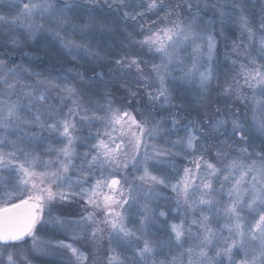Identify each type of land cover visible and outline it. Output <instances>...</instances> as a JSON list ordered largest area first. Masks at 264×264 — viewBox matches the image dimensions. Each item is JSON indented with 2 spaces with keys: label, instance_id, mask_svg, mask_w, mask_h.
Returning <instances> with one entry per match:
<instances>
[{
  "label": "snow or ice",
  "instance_id": "1",
  "mask_svg": "<svg viewBox=\"0 0 264 264\" xmlns=\"http://www.w3.org/2000/svg\"><path fill=\"white\" fill-rule=\"evenodd\" d=\"M3 7L0 264H264V0Z\"/></svg>",
  "mask_w": 264,
  "mask_h": 264
},
{
  "label": "rangeland",
  "instance_id": "2",
  "mask_svg": "<svg viewBox=\"0 0 264 264\" xmlns=\"http://www.w3.org/2000/svg\"><path fill=\"white\" fill-rule=\"evenodd\" d=\"M10 9L8 7L0 8V14H9ZM235 38V37H233ZM38 49L42 47L41 45L36 46ZM55 53L50 52L46 54L45 51H37L35 54L32 55L31 60L35 64L44 65L46 62L50 63L48 66L51 69L52 65L55 63L54 60ZM44 58V59H43ZM43 59V60H42ZM15 62V61H14ZM19 63V62H16ZM37 67V66H36ZM37 67V71L44 70ZM166 192V190H164ZM167 194V192H166ZM129 227H132L130 224ZM38 243L42 245L40 250L34 251L30 256L29 259L31 260V264H62V262H67L69 259V254L64 249H57L56 247H46L49 241L55 243L56 241H64L66 243H75L77 247H81V241H73L70 236H65L62 234L52 233L49 231L47 234L45 233H38ZM82 250L88 254L89 262L88 264H102L103 260L105 259L103 250L96 252L95 250L91 249L90 246L84 245ZM119 251V249H118Z\"/></svg>",
  "mask_w": 264,
  "mask_h": 264
},
{
  "label": "trees",
  "instance_id": "3",
  "mask_svg": "<svg viewBox=\"0 0 264 264\" xmlns=\"http://www.w3.org/2000/svg\"><path fill=\"white\" fill-rule=\"evenodd\" d=\"M44 59V58H43ZM42 59V60H43ZM16 62H20V57L19 56H17L16 57V60H15V63ZM27 63V62H26ZM50 65V63H48V62H46L44 65H38L37 63H36V66L38 67V68H40V69H43V68H45V69H47V68H49L48 66ZM32 67H34L35 69H37V67L35 66V64L32 62V65H31Z\"/></svg>",
  "mask_w": 264,
  "mask_h": 264
}]
</instances>
